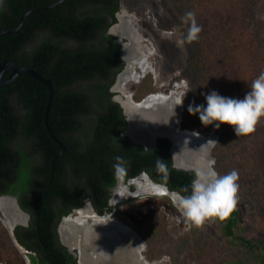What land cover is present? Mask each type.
I'll list each match as a JSON object with an SVG mask.
<instances>
[{
	"label": "trees",
	"instance_id": "trees-1",
	"mask_svg": "<svg viewBox=\"0 0 264 264\" xmlns=\"http://www.w3.org/2000/svg\"><path fill=\"white\" fill-rule=\"evenodd\" d=\"M58 1L5 0L0 10V31H13L19 19L33 11L17 32L0 36V61L35 71L53 89L45 119L49 91L43 83L23 73L0 88V187L7 183L8 194L19 192L20 207L30 215L28 228L14 230L18 244L30 252L29 264H76L57 240L56 213L65 216L89 199L103 215L107 188L115 184V157L127 161L123 183L144 172L153 182L179 193L195 175L173 167L168 139L156 138L154 146L146 150L121 136L127 121L118 104L111 101L110 91L122 68L120 46L107 35L111 22H116L119 0H65L45 10ZM38 32H45V39L28 47ZM67 43L72 46L66 47ZM75 84L84 85L86 91L70 90ZM12 96L23 110L22 116L15 114ZM45 121L65 148L61 154ZM17 136H21L20 144L29 145L28 150L12 146ZM158 158L167 165V180L163 171H157ZM218 223L224 235L236 243L233 245H243L246 251L235 264H245L247 259L264 264V240L251 241L242 235L236 209Z\"/></svg>",
	"mask_w": 264,
	"mask_h": 264
},
{
	"label": "rangeland",
	"instance_id": "rangeland-1",
	"mask_svg": "<svg viewBox=\"0 0 264 264\" xmlns=\"http://www.w3.org/2000/svg\"><path fill=\"white\" fill-rule=\"evenodd\" d=\"M119 3L121 16L115 28L129 27L136 33L133 41H128L129 50L132 46L136 50L138 40L143 38L156 49L151 59L157 75L138 80L136 84L128 80L126 91L132 93L135 103L158 91L182 92L181 128L207 135L217 145L211 148L210 154L201 145L177 148L189 151L188 155L203 156L206 160L202 167L208 160H214V169L220 175L237 170L238 228L248 240H264V118L249 136L237 138L231 126L221 125L219 130L214 125L205 127L198 115H190L188 111L190 105L206 107L205 95L212 91L223 97L243 99L252 80L264 71V0H119ZM189 11L195 13L197 24L202 28L198 40L191 44L185 40L189 25L181 19ZM45 36V32H38L28 47H36ZM71 46V43L66 44V47ZM180 82L183 87H174L180 86ZM69 89L86 91L80 84ZM177 94H173V98ZM116 98L125 101L126 97L118 93ZM10 103L15 114L22 116L23 110L13 96ZM20 143L21 136L15 145L24 151L29 149V145ZM178 163L188 169L191 164L189 161L186 166L181 160ZM134 191L136 188L126 197L133 200L124 199L111 205L113 213L105 214H114L141 237L145 246L143 255L148 261L235 264L246 254L243 245H233L236 243L224 235L218 222L186 230L178 206L169 196H135ZM1 221L0 260L5 264H29L30 252L17 243L21 247L18 250L6 230L11 228ZM23 253L27 260L22 257ZM245 264H253V261L247 259Z\"/></svg>",
	"mask_w": 264,
	"mask_h": 264
},
{
	"label": "bare ground",
	"instance_id": "bare-ground-1",
	"mask_svg": "<svg viewBox=\"0 0 264 264\" xmlns=\"http://www.w3.org/2000/svg\"><path fill=\"white\" fill-rule=\"evenodd\" d=\"M131 30L133 31L129 27L127 29L114 28L116 34L133 41V36L136 33H132ZM138 41L140 43L136 50H134V46H132L131 50H129V46H126L124 57L127 61V66L119 77V84L116 87L119 93H122L123 97H126V104L125 102L122 103L125 109L127 107L126 110L129 113L130 120L134 123L133 129L130 131V136L134 141L145 146H148L150 139L155 134L170 136L175 141L176 148L172 151L175 166L183 168L184 165H180L178 160L187 163L186 166L189 165L190 161L189 168L196 171L199 167L201 168L203 166L205 158L202 159L203 156L202 158H198L201 156L200 154L194 156L190 154V156L188 155L189 151L180 150L177 147L184 145L189 149L197 145L203 146L211 138H208L207 135L181 128V105L177 106V102L182 100L183 97L180 96L182 94L181 90L180 94L174 93L172 90L166 93L162 91L152 93L141 103L139 102L140 106H135L138 103L133 101L132 93L126 91L128 89L127 85L129 84L128 80L136 84L138 80L150 75H157L155 64H153L151 59L156 52L154 45L144 38L142 41ZM181 87H183L182 83ZM173 94H177L175 98H173ZM168 101H171V103L167 104ZM207 150L209 149L207 148ZM208 156L207 154V159H209ZM190 158L193 159V163ZM131 186H135L136 188V192L134 191L133 193L135 196L167 195L177 205L176 192L167 190L162 184L159 185L144 175L133 179L125 186L117 189L113 203H120L126 199L131 192ZM8 211V213L6 212L7 216H4V219L1 220L6 226L12 228L15 221L21 219V217L16 215L11 209H8ZM60 234L64 243L71 249L74 247L78 248L79 258H86L90 264H163L165 262H151L144 258L145 246L141 237L129 226L114 217V214L98 215L89 203L84 208L76 210L63 219ZM98 245H104L103 247L101 246L102 252H98Z\"/></svg>",
	"mask_w": 264,
	"mask_h": 264
},
{
	"label": "clouds",
	"instance_id": "clouds-1",
	"mask_svg": "<svg viewBox=\"0 0 264 264\" xmlns=\"http://www.w3.org/2000/svg\"><path fill=\"white\" fill-rule=\"evenodd\" d=\"M189 25L185 40L191 44L198 40L201 26L197 24L196 15L189 11L181 18ZM204 105H190V115H198L201 124L205 127L214 125L219 130L221 125H229L234 129L237 138L249 136L255 131L256 125L264 118V71L252 80L250 90L243 99H233L221 96L212 91L205 95ZM183 99L177 102L182 105ZM175 109V108H174ZM198 135V134H197ZM217 142L209 140L201 148H214ZM127 161L123 157H115L113 174L116 188L123 186V178L126 176ZM214 160H208L205 167L195 171L190 185L180 189L177 196V206L183 218L186 230L201 228L205 223L225 221L235 210L238 203V179L237 170L220 175L214 169ZM157 171L165 173L164 179H168L167 165L165 161L157 159ZM180 193H187L181 195Z\"/></svg>",
	"mask_w": 264,
	"mask_h": 264
},
{
	"label": "flooded vegetation",
	"instance_id": "flooded-vegetation-1",
	"mask_svg": "<svg viewBox=\"0 0 264 264\" xmlns=\"http://www.w3.org/2000/svg\"><path fill=\"white\" fill-rule=\"evenodd\" d=\"M4 1L5 0H2V2H1V0H0V10H2L3 9V6H4ZM120 13V6H119V8H118V11L117 12H115L114 13V17H115V20H116V22L115 23H113V22H111V24H110V26L107 28V35H109L111 38H112V41L114 42V43H116V44H118L119 46H120V49H119V53H118V56H119V59H120V61H121V63H122V68L120 69V71L116 74V76H115V78H114V82H113V84H112V86H111V88H110V91L113 93V96H112V98H111V101L112 102H114V103H116V104H118V106L120 107V109L122 110V114H123V116L125 117V119H126V121H127V127H126V129L124 130V132H122L121 133V136L122 137H127L131 142H133L132 141V137H130L129 135H130V131L133 129V127H134V123H132V121L130 120V127L128 126V120L127 119H130V116H129V113H128V111L126 110L127 109V107H126V109H125V106H124V104L122 103V102H125L124 100H121L120 98H116L115 99V97H116V95L119 93V91L116 89V87H117V85H118V80H119V77L121 76V74L123 73V71L125 70V67L127 66V61L125 60V57H124V54H125V50H126V45L128 46V41H129V39L128 38H126V37H124V36H120L119 34H116L114 31H113V29L116 27V25H119V22H120V16H121V14H119ZM123 40H126L127 42H124ZM124 62H125V64H124ZM126 65V66H125ZM122 71V72H121ZM121 72V73H120ZM6 74V73H5ZM4 74V75H5ZM115 84V85H114ZM113 85H114V87H113ZM112 87H113V89H114V91H116V92H118V93H115L113 90H112ZM125 104H126V102H125ZM131 115V114H130ZM132 116V115H131ZM48 127V126H47ZM76 134V136H78L77 135V133H75ZM18 137L19 136H17L15 139H14V141L12 142V146H16L15 144H16V142H17V140H18ZM54 137V136H53ZM55 138V137H54ZM157 138H159V137H157ZM56 139V138H55ZM54 140V139H53ZM57 140V139H56ZM134 140V139H133ZM55 141V140H54ZM58 141V140H57ZM156 141V140H155ZM59 142V141H58ZM133 143H135V142H133ZM135 144H137V145H139V146H141L143 149H144V147H143V144H138V143H135ZM11 146V147H12ZM170 151H171V148H170ZM172 153V152H171ZM172 155V154H171ZM172 157H173V155H172ZM173 167L175 168V166H174V157H173ZM177 169V168H176ZM192 169H190L189 168V171H191ZM195 171V170H194ZM144 172H141L137 177H139L140 175H142ZM137 177H134V178H131V179H128L125 183H123V186H125L127 183H129L130 181H132L133 179H136ZM122 186V187H123ZM9 184H7L6 183V185L4 186V187H0V212H1V214H2V216H3V218H4V216H7V213L9 212L8 211V209H11V210H13V212L14 213H16V215H19L20 217H21V219H19V220H16L15 221V224H13V227L11 228V230L9 231L7 228H6V230L8 231V233H9V235H10V237L12 238V240H13V243L15 244V246L18 248V250L20 251L21 250V247H19V245L17 244L18 242L16 241V239H15V236H14V230L18 227V226H20L22 229H26V228H28L29 227V225H30V215L27 213V212H25V211H23L22 210V208L20 207V202H19V196H20V193L19 192H15L14 194H8V192L7 191H9ZM70 188V190H73V191H76V190H78L77 188L78 187H76V190H75V188L74 187H69ZM80 188V187H79ZM108 189V192H109V197H108V199H107V206H106V211L103 213V214H105V213H113L112 211L113 210H111V205L113 206V205H116V204H119V202L118 203H112V199H113V193L115 192V190H116V185L114 184L113 186H111V187H108L107 188ZM130 189L131 190H134L135 188H134V186H132V187H130ZM25 193H27V190L24 192V194ZM126 200H133L132 198L131 199H126ZM86 201H88V202H86ZM86 203H89V205L92 207V209L94 210V212H96L95 211V209L93 208V206H92V204H91V201L89 200V199H85L84 200V203H83V205L80 207L81 209H82V207H84L85 206V204ZM80 208H75V209H72L71 210V212L70 213H68L67 215H65V216H58V214L56 213V211H55V213H56V215H57V217H55V219H54V226H55V229H56V237H57V240H58V242H59V244L61 245V246H63L66 250H67V252L69 253V254H71V256H72V258L73 259H75V262H76V264H90V262H89V260L87 261L86 260V258H79L80 256V254L78 253L79 252V249L78 248H76V247H74L73 249H71L70 247H68L65 243H64V241H63V238H62V236H61V234H60V229H61V223H62V221H63V219H65V217H67V216H69V215H71L72 213H74L76 210H78V209H80ZM107 210H109V211H107ZM7 212V213H6ZM97 213V212H96ZM98 214V213H97ZM99 215V214H98ZM1 216V215H0ZM2 216L0 217V219H3L2 218ZM24 217H26V219H25V222H24ZM29 219V220H28ZM2 222V225H4L3 224V221H1ZM10 228V227H9ZM54 244L56 245L57 244V242L55 241L54 242ZM25 249V248H24ZM99 252V251H98ZM22 257H24V259L25 260H27V257H26V255L23 253V255H22ZM85 257H86V255H85ZM84 262H86V263H84Z\"/></svg>",
	"mask_w": 264,
	"mask_h": 264
},
{
	"label": "water",
	"instance_id": "water-1",
	"mask_svg": "<svg viewBox=\"0 0 264 264\" xmlns=\"http://www.w3.org/2000/svg\"><path fill=\"white\" fill-rule=\"evenodd\" d=\"M63 1L65 0H59L58 2H55L53 5H51L50 7L48 8H45V10H48L49 8H52V7H55L57 5H59L60 3H62ZM2 2V1H1ZM0 2V3H1ZM33 11H28L26 12L18 21V25L17 27L13 30V31H0V36H3V35H7V34H12V33H15L18 31V29L20 28V26L22 25L25 17L29 14H31ZM9 72V75L6 79H2L3 75L5 73ZM23 73H27L29 75H31L32 77H34L35 79H37L38 81H40L41 83H43L47 88H48V91H49V95H48V102H47V105H46V108H45V119H46V116H47V112L51 106V102H52V98H53V89H52V86L50 84V81L47 80V79H44L42 78L40 75H38L35 71L29 69V68H26V67H22V66H18L16 65L15 63L13 62H9V61H0V88L1 87H4V86H7L9 85L12 81H14L20 74H23ZM145 99V98H144ZM142 99L141 102L144 100ZM140 102V103H141ZM140 103H138L137 105L135 106H140ZM143 107V106H142ZM140 107V108H142ZM139 108V107H138ZM128 120V126L130 127V119H127ZM45 126H46V130L48 132V134L57 142V144L59 145V147L61 148V151L59 154H61L65 148L63 147V145L58 142L51 134L49 128L47 127V122L45 121ZM130 136V135H129ZM131 137V136H130ZM159 137V138H166L169 140V142L171 143V152L173 151L175 147V141L171 139V137H167L163 134H155L152 136V138L150 139L149 141V144L148 146H145L143 145L144 149H150L152 146H154L155 144V140L156 138ZM133 142L135 143H138L137 141H134L132 139ZM140 144V143H138ZM172 154V153H171ZM174 166H175V161H174ZM175 168H177L178 170H183V171H189L188 168H179L178 166H175ZM191 171H194V170H191ZM195 172V171H194ZM142 175L146 176L147 178H149L145 173H143ZM150 179V178H149ZM151 180V179H150ZM152 181V180H151ZM160 185V184H159ZM163 186V185H162ZM165 187V186H164ZM166 188V187H165ZM167 189V188H166ZM168 190V189H167ZM101 243V242H100ZM102 245H98L97 247V250L99 252H102V248H101ZM104 246V245H103ZM102 246V247H103ZM79 253V252H78Z\"/></svg>",
	"mask_w": 264,
	"mask_h": 264
},
{
	"label": "built area",
	"instance_id": "built-area-1",
	"mask_svg": "<svg viewBox=\"0 0 264 264\" xmlns=\"http://www.w3.org/2000/svg\"><path fill=\"white\" fill-rule=\"evenodd\" d=\"M174 87H179V88H181V82H180V86H179V85H175ZM176 90H177V89H176ZM0 264H5V262L2 261V260H0Z\"/></svg>",
	"mask_w": 264,
	"mask_h": 264
}]
</instances>
